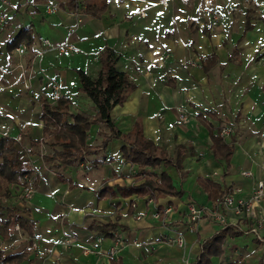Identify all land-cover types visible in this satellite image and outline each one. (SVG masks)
<instances>
[{
  "label": "crops",
  "instance_id": "obj_1",
  "mask_svg": "<svg viewBox=\"0 0 264 264\" xmlns=\"http://www.w3.org/2000/svg\"><path fill=\"white\" fill-rule=\"evenodd\" d=\"M99 17L66 10L51 12L56 0H8L0 4V137L15 139L20 160L27 166L35 191L21 198V185L0 192V206L15 208L17 216L31 222L27 234L12 219L2 230L0 264L7 257L31 248L14 264H111L104 252L113 238L98 227L111 222L123 238L114 257L123 264H186L196 261L201 245L223 228L207 219L196 230H186L187 203L210 207L227 190L247 197L258 180L264 181V0H106ZM85 5L81 2L80 9ZM219 19L212 25V14ZM33 37L18 55L10 43L21 29ZM50 46L43 45V41ZM72 44L77 53L59 50ZM111 51L115 67L125 72L134 89L110 111L122 134L139 122L144 137L166 154L169 164L146 167L125 161L122 139L103 122L90 125L86 144L94 151L84 160L57 171L43 156L60 147L44 136L47 124L41 115L49 102L51 82L60 84L69 101V114L83 112L95 118L97 108L81 86L77 71L91 80L101 69L99 54ZM42 52L41 56H37ZM214 55L210 67L205 58ZM178 109L186 116L178 119ZM229 126L223 138L232 151L229 160L216 157L211 134ZM105 144H104V143ZM127 148H129L127 146ZM180 169H176L175 162ZM250 171L252 176L242 175ZM166 172L180 196H144L125 189L141 184L149 174ZM64 179V181L61 180ZM199 180L207 184L205 191ZM68 181L76 184L69 187ZM170 212L155 220L146 196ZM3 200V201H2ZM2 203H5L2 206ZM232 231L222 254L211 264H264V203L254 206L248 218H237L220 208ZM140 218H137V217ZM255 229L256 232H251ZM182 232L184 244L167 242ZM69 235L76 239L66 244ZM101 239V242L98 240ZM38 245L33 248L32 241ZM9 264V263H7ZM12 264V263H11Z\"/></svg>",
  "mask_w": 264,
  "mask_h": 264
},
{
  "label": "trees",
  "instance_id": "obj_2",
  "mask_svg": "<svg viewBox=\"0 0 264 264\" xmlns=\"http://www.w3.org/2000/svg\"><path fill=\"white\" fill-rule=\"evenodd\" d=\"M40 0H35V2ZM42 1V0H41ZM57 9L72 12L76 8L77 3L85 5L82 14L99 17L106 8V0H56ZM33 37L29 30L26 28L21 29L15 39L10 43L11 48L15 49L20 43L24 42L27 46L32 43ZM214 55L205 58L202 62L203 69L207 70L210 64L214 62ZM101 62V69L98 77L91 80L84 72L77 71L80 84L79 90L88 95L97 108L95 118L79 112L72 115L73 121L67 122L65 117L69 114L70 101L66 96H61L57 103L53 106L45 100L42 102L43 113L41 118L49 123L47 115L52 117L55 121L52 129L47 126L44 127V136L50 135L52 143L60 147V150H53L51 154L43 156L44 161L50 163L49 169L57 171L62 167H67L84 160V155L94 151L86 144V139L90 125L93 122L99 121L105 123L111 131L109 136L105 137L104 142L111 138L122 139L126 146L121 147V152L125 161L136 164L140 170L146 167H155L161 163L164 165L169 164L166 154L161 151L151 140L143 136L139 122H136L133 129L127 133H120L114 126L113 121L110 119V111L112 108L122 103L129 93L134 89V84L129 80V76L125 72H120L115 67V59L112 57L111 51L104 48L99 54ZM58 127V128H57ZM220 132V131H219ZM212 149L216 157L225 158L229 160L232 148L224 143L223 137L211 134ZM103 142V143H104ZM104 143V144H105ZM127 146L129 148H127ZM176 169H180L179 162H175ZM28 174L27 166L20 160L19 151L15 145V139L2 136L0 137V192L6 190L8 185H21L22 178ZM64 181L63 178H61ZM198 183L207 192V184H212V188H216L213 183L199 180ZM69 187L76 186L75 183L68 181ZM156 192V197L159 196H180L181 191H176L172 186L170 177L166 172H161L159 175L149 173L144 181L135 187L125 189L124 194L130 195L136 193L144 196ZM227 193L230 190L226 191ZM223 194L217 197L213 202L219 199ZM155 199V197H154ZM6 215V218L1 221V228L5 230L11 220L13 219L20 228L31 234L33 229L31 222L25 218L17 216L15 208L2 209L0 206V217ZM99 232L104 237H112L115 225L111 222L100 225ZM241 231L233 232L231 226H227L212 236L210 239L203 242L201 245V252L196 261L188 264H211L210 259L213 256H220L222 254V244L226 235H239ZM31 252V248L24 249L23 251L7 257L2 263L14 264L24 260ZM111 264H123L120 259L110 260Z\"/></svg>",
  "mask_w": 264,
  "mask_h": 264
},
{
  "label": "built area",
  "instance_id": "obj_3",
  "mask_svg": "<svg viewBox=\"0 0 264 264\" xmlns=\"http://www.w3.org/2000/svg\"><path fill=\"white\" fill-rule=\"evenodd\" d=\"M0 4H8V0H0ZM47 8L54 12L57 8L55 6H47ZM80 3L76 4V8L72 11V14L75 16H78L80 12ZM219 19V16L215 13L212 14V25H215ZM0 23H4V16L0 10ZM43 45L50 46V42L47 40L43 41ZM56 47L61 51H68L71 53H77L78 48L73 46L72 44H57ZM27 47L25 45H21L15 49V52L18 55H22L26 52ZM37 56H41L42 52H38L36 54ZM51 88L52 92L50 95L49 105L53 106L57 103L59 98L62 96L60 84L57 81L51 82ZM178 119L181 121H185L187 118L186 116L181 113V110L178 109ZM49 121L51 123H55L54 119L47 115ZM58 128V127H57ZM232 132V128L229 126L223 127L219 135L223 138L229 136ZM242 175L245 176H252V173L250 171H244L242 172ZM22 190L20 193L21 198L29 199L32 194L35 191L34 181L30 177L29 174H25L22 178ZM237 191H231L229 193H224L219 199H217L215 202H213V205L210 207L200 206L197 205L195 202L191 201L187 203V215H186V230L189 232H193L196 230L197 223L201 219H207L212 222H215L216 224H219L222 228H225L230 225V223L227 221L226 217L221 212L220 208H229L233 214L239 218L244 217L248 218L250 216L251 210L254 206L264 203V181L258 180L255 182L254 187L252 188L250 194L247 197H240L236 198L235 194ZM146 201L148 204L152 205L150 217L159 220L162 218L163 214H167L170 212V208L168 206L164 207L163 210H160V208L156 205V202L152 195L146 196ZM137 218H140L139 216ZM251 232H256L255 229H251ZM113 244L110 246L106 252H104V255L109 259H114V257L119 252V249L123 245V238L121 237L120 233L118 231H113ZM76 239L75 235H69L68 240H66V244H70L74 242ZM101 242V239L98 240ZM167 242L174 243L178 246H182L184 244V236L182 232H177L173 237H169ZM38 243L33 240L32 246L33 248H37ZM188 264V263H186Z\"/></svg>",
  "mask_w": 264,
  "mask_h": 264
},
{
  "label": "rangeland",
  "instance_id": "obj_4",
  "mask_svg": "<svg viewBox=\"0 0 264 264\" xmlns=\"http://www.w3.org/2000/svg\"><path fill=\"white\" fill-rule=\"evenodd\" d=\"M3 201V200H2ZM5 205V203H2V206H4Z\"/></svg>",
  "mask_w": 264,
  "mask_h": 264
}]
</instances>
